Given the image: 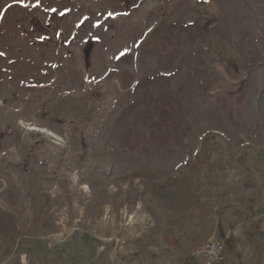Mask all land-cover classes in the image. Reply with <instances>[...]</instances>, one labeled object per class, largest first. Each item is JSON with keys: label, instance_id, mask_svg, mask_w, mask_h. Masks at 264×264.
Instances as JSON below:
<instances>
[{"label": "rangeland", "instance_id": "1", "mask_svg": "<svg viewBox=\"0 0 264 264\" xmlns=\"http://www.w3.org/2000/svg\"><path fill=\"white\" fill-rule=\"evenodd\" d=\"M24 3L0 0V264H151L161 199L224 198L264 264V0Z\"/></svg>", "mask_w": 264, "mask_h": 264}, {"label": "crops", "instance_id": "2", "mask_svg": "<svg viewBox=\"0 0 264 264\" xmlns=\"http://www.w3.org/2000/svg\"><path fill=\"white\" fill-rule=\"evenodd\" d=\"M164 178L166 179L165 181L167 184H174L176 183V179H179L180 177ZM225 187L229 188V186ZM162 195L163 194H160L159 197ZM183 195L185 197H196L199 193L195 189L189 188L184 190ZM172 196L174 195L168 193V197ZM205 202L206 201H202L197 206L195 202V212H188L187 208H185V204H183V208L179 209L176 208L177 206L172 204L171 201L166 203L164 199L160 200L158 205H156V213L158 217L155 220L153 228L147 232V238L149 240L148 243L146 242V258H153V260L149 259L152 260L151 264L171 263V261L178 256L181 258V264H185L186 254L195 248L207 244L211 238L227 240L226 260L223 264H242L240 256L237 253V245L234 249L231 246L234 243L239 244L241 242L243 237L242 230L244 228L246 231H249L247 234H244L245 236L251 239L255 238V232L250 230L252 229V225H255L254 223H248L249 215L251 216L255 213L253 209L254 207L252 206L253 204H250L249 211L245 214H241L239 208L235 207V203L231 204L228 199H221L220 201H217L218 206L213 204V206H209L210 208H207ZM186 203L188 206L190 205L189 201ZM260 209L261 208H259V210ZM180 210H183V212ZM207 222H210L209 225L211 230L205 232L203 227H205ZM231 226L234 229L237 227L240 228H237V230H231ZM258 229L260 232H257V239L261 241V235L264 233V223L259 226ZM178 230H180V232Z\"/></svg>", "mask_w": 264, "mask_h": 264}, {"label": "built area", "instance_id": "3", "mask_svg": "<svg viewBox=\"0 0 264 264\" xmlns=\"http://www.w3.org/2000/svg\"><path fill=\"white\" fill-rule=\"evenodd\" d=\"M190 255L188 264H223L226 260V245L221 241H212L201 250H195Z\"/></svg>", "mask_w": 264, "mask_h": 264}, {"label": "snow or ice", "instance_id": "4", "mask_svg": "<svg viewBox=\"0 0 264 264\" xmlns=\"http://www.w3.org/2000/svg\"><path fill=\"white\" fill-rule=\"evenodd\" d=\"M16 2L21 3L24 7H28L27 3H24V0H16ZM34 6H39L38 4L34 5ZM8 7H12V5H8ZM7 9H5L4 11H6ZM52 11H56L55 9H52ZM61 15H63V13H61ZM111 15V14H110ZM0 55H4L3 53H0ZM124 55H126V51L125 52H121L119 56H117V59H120L121 57H123Z\"/></svg>", "mask_w": 264, "mask_h": 264}, {"label": "bare ground", "instance_id": "5", "mask_svg": "<svg viewBox=\"0 0 264 264\" xmlns=\"http://www.w3.org/2000/svg\"><path fill=\"white\" fill-rule=\"evenodd\" d=\"M85 188H88L87 186Z\"/></svg>", "mask_w": 264, "mask_h": 264}]
</instances>
